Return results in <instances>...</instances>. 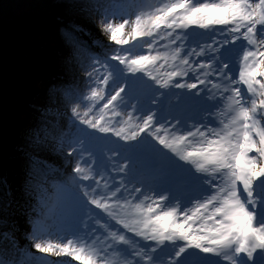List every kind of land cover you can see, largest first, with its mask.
<instances>
[{"label":"snow or ice","instance_id":"obj_1","mask_svg":"<svg viewBox=\"0 0 264 264\" xmlns=\"http://www.w3.org/2000/svg\"><path fill=\"white\" fill-rule=\"evenodd\" d=\"M66 7L108 40L82 88L48 90L22 191L0 174V264H264V0ZM61 31L80 62L81 23Z\"/></svg>","mask_w":264,"mask_h":264},{"label":"trees","instance_id":"obj_2","mask_svg":"<svg viewBox=\"0 0 264 264\" xmlns=\"http://www.w3.org/2000/svg\"><path fill=\"white\" fill-rule=\"evenodd\" d=\"M66 2L0 0V174H5L13 188L19 191H22L27 167L26 158L20 149L28 146L32 130L43 126L39 109L47 104L48 90L53 86L62 91H66L69 86L82 88L88 70L87 57L99 54L92 39L102 37L108 40L107 34L102 33L96 25L81 22L66 7ZM108 2L122 3L123 0ZM37 5H46L48 8L38 9L35 7ZM70 21L80 22L84 28V32L77 34L75 39L83 49V55L80 62L71 64L68 63L70 47L61 31ZM73 102L62 105L60 109L65 113L61 117L64 131H68V117L71 116ZM34 104L37 105L35 108L32 107ZM72 130H75L74 126ZM53 147L49 144L39 155L60 169L61 174L50 177V180L62 184L70 179L74 162L64 163L63 157ZM26 199L35 203L33 197ZM20 203L24 204L25 200L22 199ZM24 227L31 230V225L24 224Z\"/></svg>","mask_w":264,"mask_h":264},{"label":"rangeland","instance_id":"obj_3","mask_svg":"<svg viewBox=\"0 0 264 264\" xmlns=\"http://www.w3.org/2000/svg\"><path fill=\"white\" fill-rule=\"evenodd\" d=\"M35 7H38V9H45V8H48L46 5H37V6H35ZM61 13V12H60ZM60 17H62V16H60ZM63 18V17H62ZM61 18V19H62ZM218 27H223V26H218ZM130 30V29H129ZM45 100H46V98H45ZM192 123H194V121H192ZM1 163V162H0ZM0 170H1V165H0ZM34 253H35V255H36V257H37V260H39V261H42L44 258H45V255L46 254H41V253H39L37 250H35V249H33L32 250ZM50 259H59V258H56V257H50ZM64 259H70V258H64Z\"/></svg>","mask_w":264,"mask_h":264},{"label":"bare ground","instance_id":"obj_4","mask_svg":"<svg viewBox=\"0 0 264 264\" xmlns=\"http://www.w3.org/2000/svg\"><path fill=\"white\" fill-rule=\"evenodd\" d=\"M35 106H37L36 104H34Z\"/></svg>","mask_w":264,"mask_h":264}]
</instances>
